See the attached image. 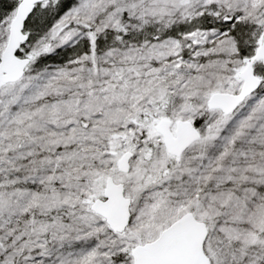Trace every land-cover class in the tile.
Listing matches in <instances>:
<instances>
[{"label": "snow or ice", "instance_id": "6c2138e0", "mask_svg": "<svg viewBox=\"0 0 264 264\" xmlns=\"http://www.w3.org/2000/svg\"><path fill=\"white\" fill-rule=\"evenodd\" d=\"M0 264H264V0H0Z\"/></svg>", "mask_w": 264, "mask_h": 264}]
</instances>
